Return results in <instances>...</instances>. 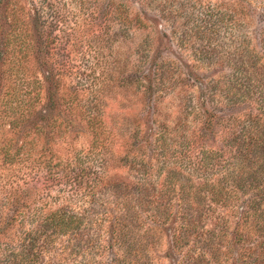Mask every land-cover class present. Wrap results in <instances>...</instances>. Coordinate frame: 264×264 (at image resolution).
Listing matches in <instances>:
<instances>
[{
    "label": "trees",
    "instance_id": "1",
    "mask_svg": "<svg viewBox=\"0 0 264 264\" xmlns=\"http://www.w3.org/2000/svg\"><path fill=\"white\" fill-rule=\"evenodd\" d=\"M233 3L252 6L250 0ZM221 11L211 9V18L217 23L201 33L217 31L227 15ZM259 18L264 20V14ZM239 31L234 41L239 54L232 59L234 74L223 77V82L204 80L209 82L206 86L198 75L189 74L202 85L198 105L190 108L202 125L198 132L176 133L171 139L162 125L155 136L146 137L142 124L136 123L130 147L137 153L123 162V158L117 159L116 149L99 141L101 135L117 128L107 129L98 121L99 115L89 110V117L97 121L89 120L94 151L80 162L99 168L86 166L70 172L53 143L69 124L60 120L56 99L61 79L50 69L45 44L38 53L45 58L40 63L49 68L42 76L48 105L38 111L35 104L41 94L32 95V90L20 93L19 84L30 88L33 83L21 78L17 60L6 59L13 44L0 36V101L4 106L0 127L7 123L12 133L0 137L2 165L19 169L24 180L61 179L71 190L60 199L64 203L56 205L36 204L43 200L41 193L34 201L19 188L5 194L0 201V264H45L47 253L56 252L61 238H67L61 253L75 256L70 264H79L76 255L82 252L89 256L92 251L109 249L118 255L114 264H154L152 255L161 251L163 241L167 242V256L162 258H171L173 264H223L232 255L234 264H264V54L252 49L248 26ZM259 37L264 46V28L259 29ZM210 55V60H218L214 51ZM185 110L189 114V108ZM219 140L221 147L214 149L212 145ZM183 148L196 151L195 165L174 164L178 157L190 156L182 155ZM128 162L131 179L113 180L118 165ZM75 195L91 197L90 204L72 205ZM112 203L115 211L108 208ZM218 208L236 219L232 231ZM215 216L219 224L207 229ZM104 236L107 245L101 243Z\"/></svg>",
    "mask_w": 264,
    "mask_h": 264
},
{
    "label": "rangeland",
    "instance_id": "2",
    "mask_svg": "<svg viewBox=\"0 0 264 264\" xmlns=\"http://www.w3.org/2000/svg\"><path fill=\"white\" fill-rule=\"evenodd\" d=\"M233 1L0 0V36L3 40L8 38L13 44L6 59L12 57L14 62L17 60L22 67L21 78L33 83L30 88L19 84L20 93L32 90L34 95L39 92L41 95L35 104L38 111L48 105L42 76L49 68L40 63V59L45 62V58L38 53L42 43L46 47L44 52L50 69L57 72L61 79L56 102L62 112L60 120L69 125L53 143L68 171L86 166L92 170L99 168L97 164L80 162L94 151L89 120L95 124L97 121L89 117V110L99 115L98 121L107 129L117 128L112 134L101 135L99 141L102 146L110 144V148L116 149L117 159L123 158V162L127 161L125 157L133 158L137 153L135 148L130 147V143L134 142L132 134L136 123L142 124L146 137L155 136L162 125L168 128L171 139L177 137L176 133L191 135L201 129V123L190 108L198 105L199 86L202 85L189 74L202 78L204 86L209 83L204 80L214 78L223 82V77L234 74L232 59L239 55L234 41L239 36L240 27L248 26L252 33V49L264 54L259 37V29L264 28V20L259 18L264 14L261 8L264 0H250V7H240ZM211 9H221L227 15L218 23L217 31L203 34L201 32L217 23L211 18ZM212 51L217 54L218 60L209 59ZM37 80L40 82L37 83ZM24 98L28 100L26 94ZM190 104L193 106L190 107ZM185 107L189 108V114H186ZM3 108L0 101V117L4 115ZM180 124H184L186 129ZM3 134L9 137L12 134L7 123L0 127L1 138ZM220 142L212 147H221ZM211 143L208 142L209 145ZM180 151L182 155L190 156L186 159L178 157L177 160L181 161L173 160L174 164L184 162L195 165L198 161L195 150L183 148ZM7 167L2 165L0 158V201L14 188H19L27 199L34 201L41 193L43 200L36 203L40 205L63 204L64 200L60 199L71 192L61 179L33 182L30 178L22 179L24 177L16 167ZM118 169L113 180L131 179L133 172L129 162L118 165ZM68 179H64L67 184ZM90 201L91 197L75 195L70 203L79 207L85 202L86 206L89 205ZM113 207V203L108 205L110 211H115ZM216 211L220 212L221 218L228 220L231 230L236 219L225 209L218 208ZM142 217L147 220L143 213ZM218 218L211 219L207 229L219 224ZM24 228L28 230L26 226ZM66 239L58 240L56 252H46L45 264H60L63 259L64 264H70V258L75 256L61 253L67 244ZM107 242L108 237L104 236L101 243L107 245ZM165 250L167 242L163 241L161 251L152 255L154 264H173L171 258H162L167 256ZM114 251H92L89 256L82 252L76 258L79 264H114V258L118 256ZM233 258L232 255V259L223 264H234Z\"/></svg>",
    "mask_w": 264,
    "mask_h": 264
}]
</instances>
